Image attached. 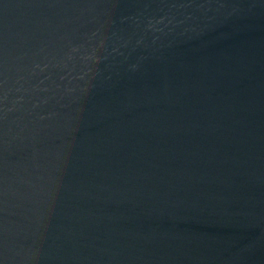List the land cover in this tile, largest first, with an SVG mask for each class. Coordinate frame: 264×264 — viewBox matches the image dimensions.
Wrapping results in <instances>:
<instances>
[{
  "label": "water",
  "instance_id": "1",
  "mask_svg": "<svg viewBox=\"0 0 264 264\" xmlns=\"http://www.w3.org/2000/svg\"><path fill=\"white\" fill-rule=\"evenodd\" d=\"M0 264H264V0H0Z\"/></svg>",
  "mask_w": 264,
  "mask_h": 264
}]
</instances>
